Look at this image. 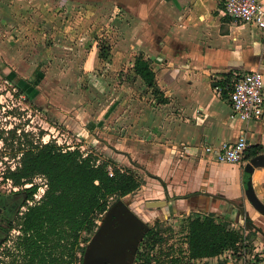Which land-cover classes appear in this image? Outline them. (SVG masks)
<instances>
[{
	"label": "crops",
	"instance_id": "obj_1",
	"mask_svg": "<svg viewBox=\"0 0 264 264\" xmlns=\"http://www.w3.org/2000/svg\"><path fill=\"white\" fill-rule=\"evenodd\" d=\"M258 1L264 9V0ZM93 2L64 0L60 5V0H0V62L16 73L14 80L24 83L21 78L32 72L29 61L39 56L41 44L51 36L69 37L80 45H93L88 52L79 45L75 46L78 51L74 50L85 58L80 64L82 73L92 74L93 62L99 59L97 41L86 34L99 26L86 22L87 15L83 14L101 11L102 6L111 9L102 30L118 36L110 41L108 59L118 62L130 56L131 48L134 55L143 53L167 98L159 102L148 89L137 97L127 92L126 99L111 114L115 119L105 135L114 149L105 158L129 168L139 167L143 173L137 171L142 179L139 188L146 192L145 198L133 203L124 199L132 192L116 200L127 204L143 231L150 227L149 219L154 214L152 218L160 222L183 217L179 229L182 256L187 250V219L212 213L217 219L229 221L233 229L249 232L247 255L254 258L246 264H264V216L244 191L243 169L248 159L243 163H221L210 152L240 135L246 136L249 146L257 144L264 151V114L261 119L240 120L232 115L228 97L211 85L221 73L253 68L263 73L264 83V37L260 29L226 16L220 0H113L108 6L85 5ZM82 29L86 34L80 36ZM113 61L105 60L111 63V70ZM89 110L94 112L93 105ZM75 112L81 118L79 123L73 128L63 117V124L80 137H89L83 105H77ZM96 116L90 121L98 126L103 115ZM96 125L94 131L98 132ZM251 183L264 203V167H253ZM157 201L163 204H147ZM141 204L147 209L146 215L142 214ZM135 242L138 247L139 235ZM198 260L197 264L204 262Z\"/></svg>",
	"mask_w": 264,
	"mask_h": 264
},
{
	"label": "trees",
	"instance_id": "obj_2",
	"mask_svg": "<svg viewBox=\"0 0 264 264\" xmlns=\"http://www.w3.org/2000/svg\"><path fill=\"white\" fill-rule=\"evenodd\" d=\"M108 48L100 46L98 56L106 60ZM4 65H0L2 68ZM131 71L138 76L159 102L167 98L159 89L149 59L139 52L134 56ZM221 73V78L213 81L219 86L223 97L229 96L233 72ZM16 73L11 70L7 79ZM26 88V87H25ZM17 127L6 130L1 137L5 143H16L15 154L18 163L7 167L3 178L26 193V200H34L38 190L36 177H43L45 188L42 195L16 215L13 225L19 233L13 244L9 264H82L87 242L94 234L100 216L110 205L112 198H119L134 192L142 183L139 173L129 167L120 166L111 158H99L91 151L83 152L79 147L63 148L54 141L42 142L28 136ZM9 140V141H8ZM263 152L260 145H250L246 157L252 158ZM111 172V174H109ZM251 172L243 169L244 189L256 205L251 190ZM25 184L28 186L23 187ZM186 253L170 257L169 264H194L191 260L222 254L226 250L237 251L242 234L230 226V222L217 219L212 213L189 217L186 223ZM159 221L143 234L135 251L134 264H165L160 259L166 241ZM158 247L159 250L155 251Z\"/></svg>",
	"mask_w": 264,
	"mask_h": 264
},
{
	"label": "rangeland",
	"instance_id": "obj_3",
	"mask_svg": "<svg viewBox=\"0 0 264 264\" xmlns=\"http://www.w3.org/2000/svg\"><path fill=\"white\" fill-rule=\"evenodd\" d=\"M63 1L60 0V5H63ZM93 1L96 2L85 5H113V0ZM88 2L89 0H86V3ZM101 8V11L95 12L94 10L91 14L86 11L83 14V16L87 15L84 18L86 22L92 21L93 24L99 27L96 30L92 28V35H90L91 32L86 34L85 29H82L80 36L86 34L90 38L94 37L97 41L96 51L97 49L99 50L100 46L108 48L110 51V41L117 39L118 35L112 33L108 35L102 30L111 15V9L106 6ZM66 38L51 36L49 41L41 44L43 46L42 50L38 52L39 56L29 61L32 63V72L24 74L26 75L25 78H21L22 80L24 79V83H21L19 79H7L6 75L11 69L8 70L6 68L8 65L4 61L0 62V65H4L0 68V205L3 207V213L0 216V264H9L12 258V255L7 254V250L9 252L13 251V242L19 233L16 227L11 226L15 222L16 215L26 208L27 203L31 204L38 199L45 188L44 178L36 177L34 182L38 183L39 187L36 194H34V200L29 201L25 199L26 193L20 187L13 186L9 179L2 177L7 167L13 168L18 163V153L15 154L16 143L7 144L1 140V137L4 136L9 138L6 130L17 127V131H27L29 133L28 136L35 140L40 138L42 142L43 140L54 141L63 148L79 147L83 152L91 151L98 155L99 158H105L108 152L111 151L110 149H114L112 145L108 144L107 136L105 135L113 124L112 119H115L111 114L115 112L116 107H119L123 99H126L127 92L137 97L147 91L144 82L138 76H134L131 71L130 63L136 55L133 54L134 48L128 51L130 56L127 54V57L120 58L118 62L107 58L106 60L113 61L112 70L108 66L111 63L106 64L104 59L99 58L93 62V73L84 74L80 64L85 58H81V55L74 50L78 51L76 47L79 45L80 47L85 46V50L88 52L93 45L91 43L86 45V42L80 45V42L76 39ZM109 51L108 55L110 54ZM123 82H125V85H122ZM127 83H129V87L126 86ZM91 104L93 105V113L89 110L92 106ZM77 105H83V117L86 119L87 132L90 133L89 137L86 138L80 137L73 130H68L63 124V120H61L66 117L68 123L74 128L79 123V119H81L79 114H77L78 112H75ZM97 113L101 114V116L103 115L100 119L101 121L97 123L98 126L91 124L93 121H90V117H95ZM95 125L98 132L94 131ZM116 163L122 166L120 161ZM130 167L143 174L140 172L139 167L135 165ZM28 185L25 184L23 187ZM144 191L145 189L140 187L125 196L126 198L124 199L128 203H133L139 198H145L146 192ZM143 206V204L140 205L142 209ZM123 208L132 212L125 202L121 201L119 203L116 198H112L108 210L98 220L96 233L103 225L107 214H110V219L108 220L109 216L106 219V223L108 220V226L115 225L117 216L122 213ZM145 213H147L146 208L142 210V214L146 215ZM152 217H155V214ZM152 217L149 219L150 226L156 221ZM5 219H7L8 224L5 223ZM182 221L183 217H177L175 220L159 221L163 228L168 227V229L164 230L166 241L160 248L163 253L169 251L168 256H164V254L160 256V259L165 264H169L168 260L170 257L182 255L184 245L181 232L179 231L182 227L181 225H183ZM170 225H174L175 228ZM125 228L127 227L125 226ZM101 231L100 237L104 240L106 238L104 233L107 231L105 226L101 228ZM122 233L123 231L120 230L119 234L121 235ZM248 245L251 246L250 239ZM93 256L94 253L89 252L86 258L90 260ZM211 261L213 262L214 260ZM103 264H109L108 260H104Z\"/></svg>",
	"mask_w": 264,
	"mask_h": 264
},
{
	"label": "built area",
	"instance_id": "obj_4",
	"mask_svg": "<svg viewBox=\"0 0 264 264\" xmlns=\"http://www.w3.org/2000/svg\"><path fill=\"white\" fill-rule=\"evenodd\" d=\"M224 14L234 21L247 23L260 29L264 37V9L258 0H220ZM217 89H220L216 86ZM228 101L232 115L243 121L261 119L264 114V83L263 73L258 68L248 70H236L230 83ZM43 142H46L43 140ZM70 148V147H69ZM249 143L245 135H240L233 142H222L210 152L213 159L221 163H243L246 157ZM111 174V172H109ZM242 241L237 251L226 250L222 254L196 258L191 260L197 264L198 259L204 260L202 264H219L228 261L227 264H235L236 260L241 264L252 262V256L248 257L249 239L247 233H242ZM158 247L155 248L157 251ZM224 255V256H223ZM212 257V258H211ZM211 260H214L213 262ZM199 261V260H198ZM246 262V263H245Z\"/></svg>",
	"mask_w": 264,
	"mask_h": 264
},
{
	"label": "water",
	"instance_id": "obj_5",
	"mask_svg": "<svg viewBox=\"0 0 264 264\" xmlns=\"http://www.w3.org/2000/svg\"><path fill=\"white\" fill-rule=\"evenodd\" d=\"M254 166L264 167V151L248 159L244 167L247 169V171H250L252 173ZM251 190L253 192L254 197L258 199L253 189V186ZM244 191L247 199L252 204V206L256 209V211H258L261 215L264 216V203H262L258 199L260 201V204L256 205L249 196V194L247 193V190L244 189ZM162 202L161 201L148 202L147 204L161 205L163 204ZM123 209L124 210L121 211L122 213L119 216H117L118 225L108 226V220L110 219V214H107L105 221L103 222V225L100 227L98 233H96L95 230L94 234L91 236L90 240L86 244L85 251L83 254L82 264H103L104 260H108L109 264H133L132 261L134 260V255L138 244V242H135L133 244V240L136 236L139 235V241H140L143 234L148 230L149 227H147L144 231L141 230L144 229L141 222L135 217V215L132 212H130L125 208ZM107 210L108 208L106 209V211ZM107 217L108 220L106 223ZM103 226H105L107 230L104 233L106 234V236L104 235L106 237L104 238V240L103 238L100 237L102 233L101 228ZM125 226L127 228H125ZM120 230L123 231L121 235L119 234ZM89 252L94 253V256L90 260H87L86 257H87V253Z\"/></svg>",
	"mask_w": 264,
	"mask_h": 264
},
{
	"label": "flooded vegetation",
	"instance_id": "obj_6",
	"mask_svg": "<svg viewBox=\"0 0 264 264\" xmlns=\"http://www.w3.org/2000/svg\"><path fill=\"white\" fill-rule=\"evenodd\" d=\"M3 213V207L0 205V216H1V214ZM5 221V223H7L8 224V221H7V219H5L4 220Z\"/></svg>",
	"mask_w": 264,
	"mask_h": 264
}]
</instances>
